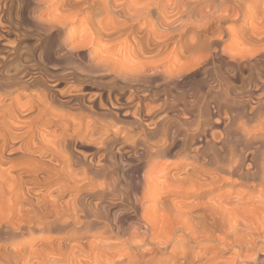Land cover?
<instances>
[{"label":"bare ground","instance_id":"obj_1","mask_svg":"<svg viewBox=\"0 0 264 264\" xmlns=\"http://www.w3.org/2000/svg\"><path fill=\"white\" fill-rule=\"evenodd\" d=\"M50 1L31 0L38 6L46 3L43 12L33 15L34 26L48 32L49 36L63 32L70 22L79 29L86 27L87 32L83 33L82 29L78 36L68 27L66 33L70 39L67 40L71 41L60 40L62 44L57 48L67 57L78 51L82 60L88 62V72L93 73V77L108 73L112 81L95 86L96 94L89 96L85 89L92 85L86 86L87 78L83 79L75 71L65 70L67 72L56 76L47 74L42 63L27 57L36 55L33 52L37 51L18 52L22 45L20 39L29 40L28 33L13 29L18 39L8 46L10 54L0 58V264H264V156L253 151L245 155L243 148L229 151L225 141L200 139L193 150L186 146L187 141H180L182 145L172 152L179 141L137 140L134 144L139 148V155L135 156V161L132 159L133 171L127 176L126 186L121 188L117 178H113L117 163L109 157L112 141H117L113 139L115 133L104 137L105 132L98 127L90 129L84 114L73 115L66 111L79 109L86 114H103L110 110L105 106L113 108L123 97L125 88L144 77L142 65H137L135 70V64L122 62L144 56V43L145 48H151L155 52L152 54L157 55L171 46L168 54L175 53L177 58L192 63L195 62L193 57L200 55L203 61L220 56L248 65L255 61V56L264 53V30L253 31L246 45H251L250 48H241L244 46L241 43L239 46L235 43L236 47L232 48L219 45L218 40L224 37L220 26L212 33L218 40L210 38L186 45L181 40L180 29L168 24L162 36H156V39L161 36L159 42L153 43L145 30L151 26V23L147 26L148 21L156 17L161 2L169 6L171 0H59L56 4ZM239 1L206 0L203 4L208 10L197 14L200 17L197 16L194 23L198 19L204 22H199L201 25L211 19L233 23L243 13L239 12ZM11 3L0 0V33L4 34L0 35V41L12 31ZM93 7L99 15L109 17L107 26L95 24V18L88 14ZM50 13H59L60 17L56 15L61 19L58 26L50 27V23L45 22ZM140 20L145 27L137 32L135 24ZM56 21L59 22L49 20L52 24ZM234 28L229 26V32ZM87 36L90 41L84 45ZM103 37L109 42L112 37L114 41L124 37V53L112 52L108 45L98 46ZM80 47L86 49L78 50ZM232 51L236 52L229 55ZM199 58L196 60L201 61ZM254 77L250 74L244 85L251 84L256 91H264V77ZM63 83L67 87L59 90ZM117 84L122 86L121 91L116 89ZM246 90L247 87L240 93ZM133 95L128 97L130 104ZM134 105L138 116L143 102ZM58 106L62 109L57 110ZM132 114L129 115L134 116ZM149 115L142 113L145 122H136L139 128L145 123L146 128L139 131L141 137L151 138L160 132L163 137L164 120L151 122ZM147 121L152 126H147ZM94 123L98 124L96 120ZM213 137L216 138L215 134ZM122 140L120 142L126 145ZM126 147L130 151L136 148ZM163 157L166 162H161ZM87 188L98 189L99 200L109 196L126 203L135 221L129 228L110 224L108 210L101 208V201L88 200L92 194ZM127 189L132 191L130 196ZM255 191L259 192L253 197ZM88 237L94 241L87 242ZM229 248L236 249L230 261L229 257H224Z\"/></svg>","mask_w":264,"mask_h":264},{"label":"rangeland","instance_id":"obj_2","mask_svg":"<svg viewBox=\"0 0 264 264\" xmlns=\"http://www.w3.org/2000/svg\"><path fill=\"white\" fill-rule=\"evenodd\" d=\"M10 1L12 2L11 5L12 4L13 5H12V11H11L12 16L10 15L9 20H11L12 24L13 23L14 24L12 25V31L9 34L10 36L8 35L6 38L3 37V39L0 41V43L4 45L2 46V44H0V58L5 54H10L9 52L10 49L8 48V46H10L12 42H15L16 40L15 38H17V36L13 32V29H17L19 31H24L23 33H25L26 31V33H28L27 38L29 39V40H26L25 38L20 39L22 45H20V47L18 48V52H22L24 50L27 51L29 49L30 50L27 51V53H31L32 52L31 50L37 51V52H33V54H36V55H33V56L28 55L27 57H31L34 60L42 63L43 68L45 69V72L47 74L50 73L49 75L56 76L57 74L64 73L65 70L75 71V73L84 77L83 79L87 78L85 82L86 86L92 85L90 88L85 89L86 93H89L88 94L89 96L96 94L97 90L95 86L97 87L99 84L106 83L109 80L112 81V78L110 77V75H107L108 73H104L105 75L103 74L106 78H104L103 75L101 76L97 75V77H93L94 76L93 73L88 72V68H87L88 62L82 60L81 55L78 53V51H76L77 53L76 52L74 53L75 55H72L70 57L63 56V54H60V51L58 49L60 45L62 44L60 43V40L61 41L63 40L62 42H66L67 39H70L67 37L66 29H69L68 27H70L71 30L76 31L75 32L77 33L76 36H78V32L80 33L82 29H84L82 30L83 33L87 32L86 27L81 26V28L79 29L78 25L70 22L67 25V28L63 29V32H61L62 31L61 30L59 31V33L57 32L55 36H49L48 32H45L40 27L34 26V24L32 23L33 15H36L38 11L40 12L43 9H45L46 3L38 6V5L32 4L31 0H26V1L25 0H10ZM58 1L59 0H51L50 4L59 3L60 1L59 2ZM205 1L206 0H203L202 2L194 1V0H186V1L185 0H171V3H170L171 5L169 6L167 4L165 5V2H161L159 8L157 9V14H156L157 18L150 17L149 21L152 20L153 24L151 21L150 22L148 21L147 26H149V24L151 23L150 24L151 28L146 27L145 29L147 30L146 32H149L150 42H153V43L159 42L158 39L162 36L161 34H163L161 32L164 31L165 25L168 26V24H170V26H176L175 28H177L178 30L180 29L179 31L181 33L180 34L181 40L186 45H190L191 43L195 41L201 42L203 40H208L210 38L212 39L216 38L215 35L212 36V33L214 32L216 27L220 26L221 28L220 27L219 28L221 29V31H223L224 37L223 39L216 38L217 40L219 39L218 40L219 45L231 46L232 48H234L235 45L239 46L238 44L241 43L242 45H244L241 48H244V47L250 48L251 45L249 46H246V45L249 42V38L253 36V33H254L253 31L260 32L264 30V27H263L264 19H263V22L261 21L262 18H264V0H241L239 1V5L241 9L239 12L240 13L243 12V13L242 14L239 13L241 17H239V19L233 23L229 21L224 22V23H218V20H215V19H211L212 21H210L209 23L205 22L206 25L205 24L201 25V23H204V22L198 21L199 19L196 20V23H194L195 18L198 15H201L199 13L203 14L204 11L206 12L208 10L205 4H203ZM174 7L176 10L175 9L173 10ZM176 7H179V8H176ZM93 8L94 9H90L88 11V14L95 18L94 19L95 24L96 22H99L104 27L107 26L106 24L110 23L109 17L107 15H99L98 10L95 7ZM199 9L202 10L203 12L200 11ZM177 10L178 11L180 10V12H178ZM251 11H254L255 13ZM58 14L59 13H56L57 17H60ZM56 15L55 13L52 15L50 13L44 19L45 22L50 23V24L52 23L49 22V20L59 21V22L56 21L55 23L53 22L52 25L49 24L50 27L58 26L60 24L61 19L56 18ZM248 15H250V17ZM199 17L200 16H198L197 18ZM28 18L30 19L29 21H28ZM138 22L139 24L137 23L135 24V30H137V32H139L145 27V25L142 23L143 21L140 20ZM165 22L166 24H164ZM261 22L262 24H260ZM141 24H143L142 25L143 27H141ZM227 24H229V26H234L235 31L232 29L229 32V26ZM224 27L227 29L226 33H225ZM47 30H49V28ZM155 33H157L158 35ZM0 35H4V34L0 33ZM159 35L161 36L158 37V39H156L157 38L156 36H159ZM153 37L155 38V41ZM111 39L113 40L115 38L112 37ZM111 39L109 42L108 38L103 37V39L98 41L97 45L98 46L108 45L112 47L111 48L112 52L124 53V50L126 47L124 45L125 43L124 37L120 39H116L115 41L113 40V42H111ZM174 39H176V37ZM67 41H71V40H67ZM89 41H90V37L87 36L85 39L84 45H86ZM144 44H142L143 50L145 51L144 56L140 55L137 57H133L134 59L129 58V59H126L127 61L125 60L122 61L125 63L130 61L128 63H131V65L132 63L135 64L136 65L134 66L135 70H137L138 66L142 65L141 68L145 70L144 77L139 79L138 80L139 82L136 81L135 83H132L133 85L131 84L130 88L126 87L125 90L123 89L124 90L123 97L118 100L119 102H116V103L114 102L115 104L113 105V108H111L110 106L107 107L108 105L105 106L106 110H109V109L110 110L103 114L101 113L102 116L100 113L99 114L98 113H95V114L87 113L86 114L85 111H81L79 109H66V111L70 112L73 115H83L84 114L86 116L85 122L90 123L89 125L90 129L92 128H93L92 130H96L98 128L99 130L101 129L102 132H105L104 137L108 135L112 136L115 133V135L113 136V139L115 138L114 141L116 140L117 141L116 142L112 141V144L114 146L111 144L112 148L109 150L110 152L109 157H111L112 161H115L117 163L118 170L113 173V176H114L113 178H117L120 186H122L121 188L126 186L124 184L127 182V178H128L127 176H129L133 171L132 165H135L134 163V161L136 160L135 156L139 155V152H138L139 148L138 146L134 144V142L137 140L138 141L147 140V141H152V142L164 141V140L165 141H179L178 144L176 145V148H174L172 152H175V150H177V148H179V146L182 145V142L180 141H187L185 143H186V146H188V148L190 147L189 150L191 149L193 150V148H196L198 144L196 141L200 139L202 141L203 140L204 141H225L224 145H226V148H229V151L230 150L239 151L240 148H243L242 152L245 155L251 154L253 151V153H257V154L259 153L260 154V155L258 154L259 156H264V130H263L264 128V93H262L264 91H256V88L253 87V85L251 84L250 85L246 84L247 86L244 85L246 78L250 74L255 76L254 77L255 79H257L258 77H264V53L262 55L255 56V61L251 62L250 64L248 65L243 64L245 66H243L242 64L234 63L233 61H231L229 57L222 58L220 56H217V58L214 56H211L213 58L210 57L208 60L203 61L201 60L200 55H198L197 58L200 57L199 60L201 61H197L198 59L196 57H193L195 58V62L192 63L191 61H188V60L184 61L182 59L177 58V55L175 53L169 52L170 54H168V51L171 50L170 49L171 46L168 47L166 51L157 55V54H152L155 52L152 51L151 48H145ZM214 46L215 45L212 44L210 47L213 48ZM35 47L37 48L39 47V48L37 49ZM85 49H86L85 47H80L78 50H85ZM234 52L236 51L230 52L231 54L229 53V55H233ZM173 54H175L176 57ZM209 55H210V52H209ZM177 59L182 60L183 63L182 61H179ZM141 68L139 67L138 70H141ZM80 69H83V70L81 71ZM129 69L132 70L131 68ZM92 78H94V80ZM103 79L104 80L107 79V80L104 81ZM61 85L62 86L58 87L59 90H63L64 88L67 87V84L64 85L63 83ZM116 87L118 91H121L120 88L122 86L120 84H117ZM246 87H247L246 93L241 94L240 92L246 89ZM130 94L132 95L134 94L131 104L129 103V98H128L130 97ZM258 94L260 95V97L258 96ZM88 95L86 96L87 98L89 97ZM256 96H258L259 98ZM142 97L147 98V100L146 101L143 100ZM140 101L143 102V105H144V107L142 106L141 112L144 114L148 113V115L150 114L149 115L150 118L148 120H151V122L152 121L155 122V119L156 121L159 119L160 121L164 120V122L162 123V127L165 128L166 131L163 137H162L161 132L155 136H152L151 138H149V136L141 137V133L143 132L142 128L143 129L146 128L145 123H143L144 124L143 127L139 128L136 122L138 120L144 121L143 119L144 116H142V113L138 114L137 116L136 109L134 108L136 107L134 104H137V102H140ZM259 102L261 103L262 107H259L260 105ZM145 108H147L146 112H144ZM56 109L61 110L62 108H59L58 106L56 107ZM148 110L152 112L150 113V111ZM132 113L134 114V116H136V119L134 118V116H130ZM87 115H89L88 119H87ZM95 120L98 122V124L94 123ZM149 123L150 121L149 122L147 121L146 125L148 124L147 126L149 125L152 126L151 123L150 124ZM261 124L263 126H261ZM256 125H258L259 127ZM106 127H108V129ZM129 128L131 131L129 130ZM139 131H142V132H139ZM117 133L118 134L120 133V134L118 135ZM211 133L215 134L216 138L213 137L214 140L212 138L214 134L211 135ZM120 140L126 141L125 144L127 146H133L134 148L135 147L136 148L130 151L129 148L126 147V145L120 142ZM108 159L110 160V158ZM122 159H125L123 160L124 163ZM118 160H119V163H118ZM120 160L122 162H120ZM162 160L163 161L161 162L167 161L166 157ZM119 176H121L122 178H120ZM97 190L98 189L87 188L86 191L92 194L91 197H88V200L91 199L90 201L93 203L94 202L98 203V201H101L102 203L101 208L103 209L106 208L108 210L107 217H108L109 222H112L110 224H113V225L115 224V226L117 227L120 226L123 228H129L128 227L130 226L129 224H132L135 221L134 216L132 214V209H130V206H128L126 203L120 202L117 199L113 200L109 196L102 198V200H99V196H97L96 194L98 192ZM127 190L128 191H126V193L128 196H130L132 194V191L131 189H127ZM258 192L255 191L253 193L254 194L253 197L258 195ZM262 201H264V197ZM110 239L111 241L119 240L118 242H121V240L118 238H110ZM85 240H87V242L94 241V239L90 237L85 238ZM233 249L235 252L236 251L235 248H229V251H227V253L224 254L225 259H227L226 257H229V261H230V256L233 253Z\"/></svg>","mask_w":264,"mask_h":264}]
</instances>
